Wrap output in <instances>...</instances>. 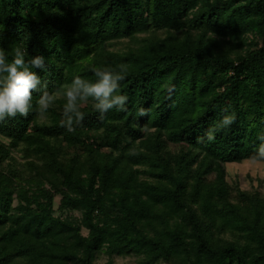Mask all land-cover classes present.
<instances>
[{
  "label": "trees",
  "instance_id": "16d2710c",
  "mask_svg": "<svg viewBox=\"0 0 264 264\" xmlns=\"http://www.w3.org/2000/svg\"><path fill=\"white\" fill-rule=\"evenodd\" d=\"M15 47L46 68L0 122V264H264V192L227 171L264 135V0H0ZM120 65L126 111L89 99L68 132L61 96L36 118L44 84Z\"/></svg>",
  "mask_w": 264,
  "mask_h": 264
},
{
  "label": "clouds",
  "instance_id": "9594fccd",
  "mask_svg": "<svg viewBox=\"0 0 264 264\" xmlns=\"http://www.w3.org/2000/svg\"><path fill=\"white\" fill-rule=\"evenodd\" d=\"M12 59L9 60L6 50L0 49V122L17 115L27 118L33 109V94L41 91L42 80L32 69L46 68L45 58L37 55L26 59L25 52L20 47L13 49ZM126 66L120 65L119 70L97 69L94 70L95 82H90L81 76H75L70 83L62 84L53 91L47 90L44 84L42 94L36 101V118H47L49 109L61 96L66 103L63 106L60 126L68 132L75 131L80 126L85 115L80 110L88 103L94 102L95 110L100 113V118L112 109L126 111L127 97L119 94L120 82L125 79ZM236 117L235 114L226 115L215 129L208 133L209 140L214 139L213 131L230 127ZM261 141L256 154L250 157L253 161H264V135H259Z\"/></svg>",
  "mask_w": 264,
  "mask_h": 264
},
{
  "label": "rangeland",
  "instance_id": "374dc122",
  "mask_svg": "<svg viewBox=\"0 0 264 264\" xmlns=\"http://www.w3.org/2000/svg\"><path fill=\"white\" fill-rule=\"evenodd\" d=\"M227 171L231 182L238 181L245 191L259 190L264 192V162L245 161L243 163L228 164ZM107 257L102 256L100 264H105ZM118 264H138L136 257H116Z\"/></svg>",
  "mask_w": 264,
  "mask_h": 264
}]
</instances>
